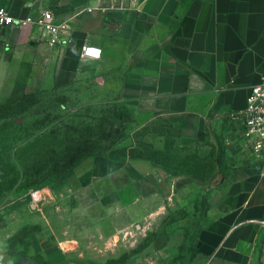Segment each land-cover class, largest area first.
Listing matches in <instances>:
<instances>
[{
	"label": "crops",
	"instance_id": "0c3cea01",
	"mask_svg": "<svg viewBox=\"0 0 264 264\" xmlns=\"http://www.w3.org/2000/svg\"><path fill=\"white\" fill-rule=\"evenodd\" d=\"M0 6L15 15L51 10L67 24L66 42L52 46L37 26H7L0 54L50 52L57 86L95 79L105 102L144 132V155L105 156L106 165H122L100 171V181L127 167L132 180L152 179V201L160 203L175 187H194L197 176L162 165L156 152L200 154L232 128L237 139L225 143L239 167L222 176L219 190L208 186L213 201L199 243L210 257L264 264V154L249 152L230 118L264 78V0H0ZM83 46L96 56L84 55Z\"/></svg>",
	"mask_w": 264,
	"mask_h": 264
},
{
	"label": "rangeland",
	"instance_id": "374dc122",
	"mask_svg": "<svg viewBox=\"0 0 264 264\" xmlns=\"http://www.w3.org/2000/svg\"><path fill=\"white\" fill-rule=\"evenodd\" d=\"M52 57L0 54V264H261L210 257L199 243L208 186L219 190L239 167L225 143L237 139L232 128L184 160L158 153L197 178L153 202L152 179L132 180L127 167L100 181V171L122 165L105 156L123 157L131 144V152L148 150L144 132L105 102L95 79L57 86Z\"/></svg>",
	"mask_w": 264,
	"mask_h": 264
},
{
	"label": "built area",
	"instance_id": "2783aa9c",
	"mask_svg": "<svg viewBox=\"0 0 264 264\" xmlns=\"http://www.w3.org/2000/svg\"><path fill=\"white\" fill-rule=\"evenodd\" d=\"M37 26L46 34L49 45L66 42L62 31L67 28L64 21H56L51 10H43L36 15H15L5 6H0V33L7 26L22 28ZM1 40V38H0ZM84 51L88 49L83 46ZM230 118L239 127V135L251 154H264V78L250 87L246 105L230 112Z\"/></svg>",
	"mask_w": 264,
	"mask_h": 264
},
{
	"label": "trees",
	"instance_id": "16d2710c",
	"mask_svg": "<svg viewBox=\"0 0 264 264\" xmlns=\"http://www.w3.org/2000/svg\"><path fill=\"white\" fill-rule=\"evenodd\" d=\"M130 149H134V146H129V148H128V150L129 151H127V153L123 156V157H120V158H115V159H124V158H126L128 155H131V156H143L144 155V153H134L133 152V150H132V152H131V150ZM160 154L161 156H165V155H169V156H167V157H170V158H172V159H177V161H181V159L182 160H184V158H181V157H177V156H175V155H172V154H168V153H166V152H161V151H158V152H156V154H155V156L154 157H157V154ZM110 158H113V157H110ZM160 160V163L162 164V165H164V166H168L170 169H174V170H181V171H184V169L182 168V167H177V166H172V164H169L168 162H165V160H163V159H159ZM185 172H191V171H185Z\"/></svg>",
	"mask_w": 264,
	"mask_h": 264
}]
</instances>
